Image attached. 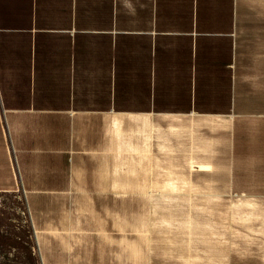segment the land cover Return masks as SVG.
Here are the masks:
<instances>
[{
    "label": "crops",
    "instance_id": "1",
    "mask_svg": "<svg viewBox=\"0 0 264 264\" xmlns=\"http://www.w3.org/2000/svg\"><path fill=\"white\" fill-rule=\"evenodd\" d=\"M228 192L264 193V0H0V260L117 264Z\"/></svg>",
    "mask_w": 264,
    "mask_h": 264
},
{
    "label": "rangeland",
    "instance_id": "2",
    "mask_svg": "<svg viewBox=\"0 0 264 264\" xmlns=\"http://www.w3.org/2000/svg\"><path fill=\"white\" fill-rule=\"evenodd\" d=\"M214 194L223 200L214 199L208 206L198 198L189 207L190 217L182 207L181 229L171 231V225L164 226L149 240L143 235L133 246V254L131 249L120 247L111 260L117 264H264V193ZM253 194L260 195L256 207ZM15 260L5 257L0 264H17Z\"/></svg>",
    "mask_w": 264,
    "mask_h": 264
},
{
    "label": "built area",
    "instance_id": "3",
    "mask_svg": "<svg viewBox=\"0 0 264 264\" xmlns=\"http://www.w3.org/2000/svg\"><path fill=\"white\" fill-rule=\"evenodd\" d=\"M7 129V128H6ZM7 131V130H6Z\"/></svg>",
    "mask_w": 264,
    "mask_h": 264
}]
</instances>
